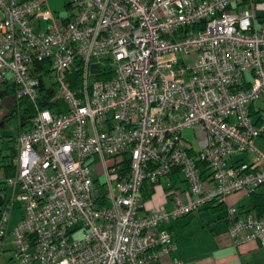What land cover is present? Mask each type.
<instances>
[{
	"label": "built area",
	"instance_id": "built-area-1",
	"mask_svg": "<svg viewBox=\"0 0 264 264\" xmlns=\"http://www.w3.org/2000/svg\"><path fill=\"white\" fill-rule=\"evenodd\" d=\"M43 3L0 0V101L35 109L0 182V264H183L162 224L264 186V0H69L62 23ZM174 172L187 190L143 212ZM226 220L264 246V214Z\"/></svg>",
	"mask_w": 264,
	"mask_h": 264
},
{
	"label": "crops",
	"instance_id": "crops-1",
	"mask_svg": "<svg viewBox=\"0 0 264 264\" xmlns=\"http://www.w3.org/2000/svg\"><path fill=\"white\" fill-rule=\"evenodd\" d=\"M41 1H44L43 8L50 10L55 15L57 23L65 22L68 19L69 15L62 16L61 13L56 15L55 11L58 10L55 7L54 10H56H53L50 0ZM69 4V1L65 2V7H68V10L70 9ZM34 27L37 31H40L45 28V24L34 21ZM13 158H15V153ZM4 165L7 164L2 162L0 165V173H3V180L0 179L1 183L6 179L3 170ZM261 189L257 190L254 195L264 196V190ZM7 190L9 189H4V192ZM185 190H187V184L182 175L178 173L162 179L157 185L147 184L142 192L143 212L171 210L174 204V197ZM254 195L245 193L233 194L227 198L221 211H217V205L212 204L194 212L197 214L193 216L191 221L186 223H189V225L198 224L197 227H194L191 234H185L189 225L183 228L186 224H183L179 219L162 224L159 229L168 230L176 245L173 256L182 261L183 264H264V246L253 242L235 245L229 236L228 222L226 220L229 206H235L246 214L260 216L253 210L252 198ZM246 196L250 199V205L247 208L243 205H238L242 198ZM168 259L169 257L165 258V260Z\"/></svg>",
	"mask_w": 264,
	"mask_h": 264
},
{
	"label": "rangeland",
	"instance_id": "rangeland-1",
	"mask_svg": "<svg viewBox=\"0 0 264 264\" xmlns=\"http://www.w3.org/2000/svg\"><path fill=\"white\" fill-rule=\"evenodd\" d=\"M69 1V0H50V5L53 6V10L54 7L57 8L58 11L56 12V15L58 14H62V16L65 15H69V10L68 7H65V2ZM263 15V12H261ZM44 82L47 88L49 87H54L55 88V78L51 75H45L44 76ZM59 108L61 110V112L66 113L68 110V105L64 102V100L59 101L58 103ZM256 106L262 110H264V102L262 100L258 101L256 103ZM18 129H19V122L16 119L10 120V121H4L3 124H0V165L2 164H13L14 163V156H12V150H13V154L15 153V139L17 134H18ZM183 135L185 137L186 140L191 141L193 143V145H196V140H195V134L194 131L192 129H185L183 132ZM254 146L261 150L262 152H264V138L259 137L254 141ZM12 148V149H11ZM237 157H243L246 158V156H240L237 155ZM97 168V167H96ZM95 170V168H94ZM96 174L94 171V178H96ZM0 179L3 180V173H0ZM99 182L102 183L103 182V178L99 177V181H96L95 184L98 186ZM261 190H264V186L261 187ZM99 194H103L105 191L103 188H99L97 191ZM5 194L8 196V199L12 196V191L11 190H7L5 192ZM238 205H243L246 208L250 205V199L249 197H243L242 201L238 204ZM197 213H192L189 215V217H183L181 219H179V221L183 222V224H186L187 222L191 221V219L193 218V216H195ZM10 223H9V229L11 230L16 223H18V221L21 219L22 217V205L21 203L17 200V198L14 200L13 202V208L11 210V214H10ZM199 221V220H198ZM188 224L184 225L183 228H185L186 226H188ZM197 227L198 224L195 223L190 224L188 226V228L186 229L185 234H191L194 227ZM182 228V229H183ZM184 233V231H182ZM181 240V238H180Z\"/></svg>",
	"mask_w": 264,
	"mask_h": 264
},
{
	"label": "trees",
	"instance_id": "trees-1",
	"mask_svg": "<svg viewBox=\"0 0 264 264\" xmlns=\"http://www.w3.org/2000/svg\"><path fill=\"white\" fill-rule=\"evenodd\" d=\"M73 83H74L75 87H77L78 83H79L78 79L74 78ZM41 95L44 96L45 93H41ZM39 106L41 108H43L44 107L43 102H40ZM46 107H48V106H46ZM15 108H16V111H17L16 112L17 113V117L15 119L18 120V122H19L18 132H20L21 130H23L25 128H29V126H30L29 119L32 116H34L35 109L26 100L20 101L19 105H17ZM11 153H12V156H14L13 150H12ZM14 167H15L14 163L11 164V165L8 164V165H4L3 166V170H4L6 178L13 176ZM174 174H176V172H174ZM3 194H5V192H3ZM252 202H253V210L256 212V214L257 215L264 214V196H256V195H254L253 198H252ZM216 205H217L216 206L217 211H221L224 208L223 204H216Z\"/></svg>",
	"mask_w": 264,
	"mask_h": 264
},
{
	"label": "flooded vegetation",
	"instance_id": "flooded-vegetation-1",
	"mask_svg": "<svg viewBox=\"0 0 264 264\" xmlns=\"http://www.w3.org/2000/svg\"><path fill=\"white\" fill-rule=\"evenodd\" d=\"M15 104L12 100L7 99V103L0 110V124H3L4 121H10L17 117Z\"/></svg>",
	"mask_w": 264,
	"mask_h": 264
},
{
	"label": "water",
	"instance_id": "water-1",
	"mask_svg": "<svg viewBox=\"0 0 264 264\" xmlns=\"http://www.w3.org/2000/svg\"><path fill=\"white\" fill-rule=\"evenodd\" d=\"M97 66L96 65H94V66H92V68L93 69H95ZM42 87H43V83L40 81V83H39V88L40 89H42ZM7 103V99H3V100H1L0 101V110L4 107V105ZM3 204V198H2V196L0 195V206Z\"/></svg>",
	"mask_w": 264,
	"mask_h": 264
}]
</instances>
